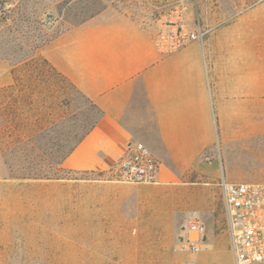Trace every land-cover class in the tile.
<instances>
[{"label":"rangeland","instance_id":"374dc122","mask_svg":"<svg viewBox=\"0 0 264 264\" xmlns=\"http://www.w3.org/2000/svg\"><path fill=\"white\" fill-rule=\"evenodd\" d=\"M51 4L0 0V264H182L173 247L191 216L206 225L208 245L218 243L199 264H234L229 243L219 244L220 183H264V106L253 103L254 91L264 100V0L195 1L212 112L171 184L125 185L121 200L96 187L116 183L110 169L57 166L101 116L45 63L41 50L56 27L46 23ZM143 130L132 142L153 152L147 139L155 135Z\"/></svg>","mask_w":264,"mask_h":264},{"label":"crops","instance_id":"0c3cea01","mask_svg":"<svg viewBox=\"0 0 264 264\" xmlns=\"http://www.w3.org/2000/svg\"><path fill=\"white\" fill-rule=\"evenodd\" d=\"M50 2L51 14L60 21L41 54L48 66L101 112L94 129L63 161L62 168L77 174L107 171L144 129L155 135L154 142L152 138L147 141L161 161V183L139 186L171 184L179 167L190 164L187 158L193 151L191 145H198V125L212 112V105H207L209 76L202 47L194 43L170 56L161 55L154 45L151 12L142 0ZM253 99L255 105L264 106L256 91ZM115 149H119L117 156ZM125 185L96 187L103 197L121 200ZM214 241L207 243L197 264L203 258L212 259L207 248L218 244ZM222 243L230 246L226 231Z\"/></svg>","mask_w":264,"mask_h":264},{"label":"built area","instance_id":"2783aa9c","mask_svg":"<svg viewBox=\"0 0 264 264\" xmlns=\"http://www.w3.org/2000/svg\"><path fill=\"white\" fill-rule=\"evenodd\" d=\"M196 0H142L151 12L154 45L170 56L198 43L203 48L205 32L193 15ZM59 17L46 18L56 26ZM161 163L142 141L129 142L125 152L110 168L111 182L128 185L160 184ZM225 229L234 264H264V183H232L223 178ZM207 247V229L198 216H191L181 229L173 251L189 257L182 264H197Z\"/></svg>","mask_w":264,"mask_h":264},{"label":"trees","instance_id":"16d2710c","mask_svg":"<svg viewBox=\"0 0 264 264\" xmlns=\"http://www.w3.org/2000/svg\"><path fill=\"white\" fill-rule=\"evenodd\" d=\"M45 63L47 64L46 61H45ZM47 65H48V64H47ZM49 68L51 69V71L55 72L54 69L51 68L50 66H49ZM55 74L59 76L58 73L55 72ZM86 99H87V98H86ZM87 100H88V99H87ZM88 101L90 102L92 108L95 109V110L97 111V113L101 116V112H100V110L97 108V106H96L95 104H93L90 100H88ZM99 120H100V117H99V119L97 118V119L93 120V121L91 122L90 126H89L86 130H84L83 133H80V135H79V137L77 138V140L75 141V144L73 145V147H71V148L68 150V152L63 156L61 162H59V163L57 164V166L59 167L60 170H62V171H66V170H64V169L62 168L63 161H64L68 156H70V154H72V152H73V151L75 150V148L78 146L77 144H79L81 141H83L84 138H86V137L90 134V132L94 129V127L96 126V124L98 123ZM50 176H51V175H50L49 173H46V174H42V175H36L37 178H35V179H50V178H49Z\"/></svg>","mask_w":264,"mask_h":264}]
</instances>
